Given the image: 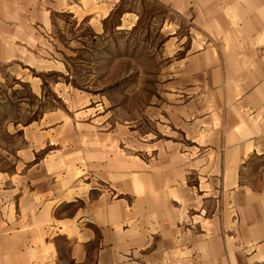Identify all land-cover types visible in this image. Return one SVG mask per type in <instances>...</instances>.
<instances>
[{"label": "crops", "instance_id": "obj_1", "mask_svg": "<svg viewBox=\"0 0 264 264\" xmlns=\"http://www.w3.org/2000/svg\"><path fill=\"white\" fill-rule=\"evenodd\" d=\"M120 1L0 0V86L41 97L54 76L66 102L1 128L0 264H264V36L193 38L182 59L210 80L176 88L141 145L78 105L43 34L61 13L102 33Z\"/></svg>", "mask_w": 264, "mask_h": 264}, {"label": "rangeland", "instance_id": "obj_2", "mask_svg": "<svg viewBox=\"0 0 264 264\" xmlns=\"http://www.w3.org/2000/svg\"><path fill=\"white\" fill-rule=\"evenodd\" d=\"M248 1L121 0L102 33L79 24L69 13L55 14L53 30L43 32L55 40L46 50L60 52L76 83L85 88L83 100L74 98L82 109L94 106L96 99L107 113L109 127L122 124L124 133L139 130L142 145L147 142L148 128L155 126V110L179 94L174 92L176 88L195 84L197 79L201 83L210 80L203 70L196 73L194 60L182 59L193 38L204 37L208 42L203 48L212 52L209 40L213 37L264 36V3L252 0L257 7L251 11ZM45 79L41 97L16 78H8L0 86L1 145L11 139L1 131L7 120L27 121L58 102L66 104L50 88L56 77ZM87 88L100 91L85 94ZM0 160L4 164L8 159L0 156Z\"/></svg>", "mask_w": 264, "mask_h": 264}]
</instances>
